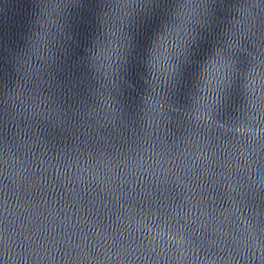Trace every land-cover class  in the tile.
Masks as SVG:
<instances>
[{
	"label": "water",
	"instance_id": "obj_1",
	"mask_svg": "<svg viewBox=\"0 0 264 264\" xmlns=\"http://www.w3.org/2000/svg\"><path fill=\"white\" fill-rule=\"evenodd\" d=\"M0 264H264V0H0Z\"/></svg>",
	"mask_w": 264,
	"mask_h": 264
}]
</instances>
